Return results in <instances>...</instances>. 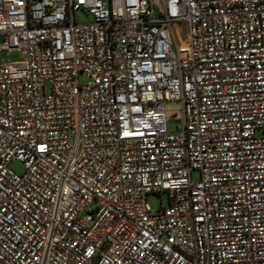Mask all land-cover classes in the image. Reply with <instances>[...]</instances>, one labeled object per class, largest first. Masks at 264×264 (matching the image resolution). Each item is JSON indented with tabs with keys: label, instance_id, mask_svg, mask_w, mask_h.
I'll return each mask as SVG.
<instances>
[{
	"label": "built area",
	"instance_id": "2783aa9c",
	"mask_svg": "<svg viewBox=\"0 0 264 264\" xmlns=\"http://www.w3.org/2000/svg\"><path fill=\"white\" fill-rule=\"evenodd\" d=\"M0 264H264V0H0Z\"/></svg>",
	"mask_w": 264,
	"mask_h": 264
},
{
	"label": "rangeland",
	"instance_id": "374dc122",
	"mask_svg": "<svg viewBox=\"0 0 264 264\" xmlns=\"http://www.w3.org/2000/svg\"><path fill=\"white\" fill-rule=\"evenodd\" d=\"M76 20L79 23H90L92 21V16L88 15L84 11H79L76 14ZM177 32L181 35V37H183V38L186 37V26L184 24L179 25L177 27ZM18 58H20L18 54L12 55L10 57V59H12V60H16ZM80 81L82 83H85L88 81V78L85 75H80ZM179 125H180V123L175 121V118H171L168 122V129L172 133H178L179 132V129H178ZM11 166H12L13 170H15L18 173L24 172V166L21 162L15 161L14 163H12ZM193 179L195 181H198L200 179V173L198 171H195L193 173ZM168 201H169V198H168L167 193H163L162 195L153 194V195H150L148 197V202L150 203L153 210H158L162 206H164V207L167 206Z\"/></svg>",
	"mask_w": 264,
	"mask_h": 264
}]
</instances>
